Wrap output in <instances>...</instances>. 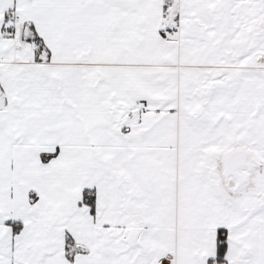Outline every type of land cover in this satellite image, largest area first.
Returning <instances> with one entry per match:
<instances>
[{
    "label": "snow or ice",
    "instance_id": "obj_1",
    "mask_svg": "<svg viewBox=\"0 0 264 264\" xmlns=\"http://www.w3.org/2000/svg\"><path fill=\"white\" fill-rule=\"evenodd\" d=\"M0 264H264V0H0Z\"/></svg>",
    "mask_w": 264,
    "mask_h": 264
}]
</instances>
